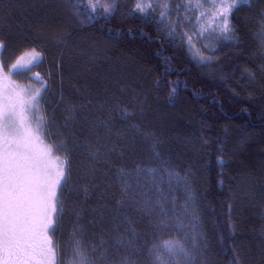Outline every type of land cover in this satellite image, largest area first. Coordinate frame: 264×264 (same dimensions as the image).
I'll return each instance as SVG.
<instances>
[{
  "label": "trees",
  "instance_id": "trees-1",
  "mask_svg": "<svg viewBox=\"0 0 264 264\" xmlns=\"http://www.w3.org/2000/svg\"><path fill=\"white\" fill-rule=\"evenodd\" d=\"M84 5L78 17L64 0H0L3 59L35 48L43 53V74L51 73L39 113L50 125L44 141L66 140L70 148L87 141L102 150L99 160L83 147L70 153L59 190L64 212L55 232L57 264L74 260L77 223L89 252L93 245L108 249V264L124 256L148 264L159 207L129 203L117 210L140 191L149 193L140 201L161 199L138 168L163 177L174 226L183 223L190 233L195 216L200 251L192 264H264V0L234 10L233 39H222L201 62L149 18L126 10L93 13L92 0ZM89 14L94 18L82 23ZM120 107L129 111L127 120L119 118ZM107 130L114 132L112 145ZM57 153L62 159L64 152ZM121 169L131 185L127 193ZM133 234L136 249L115 246L116 238ZM170 235L166 230L162 239Z\"/></svg>",
  "mask_w": 264,
  "mask_h": 264
},
{
  "label": "snow or ice",
  "instance_id": "snow-or-ice-1",
  "mask_svg": "<svg viewBox=\"0 0 264 264\" xmlns=\"http://www.w3.org/2000/svg\"><path fill=\"white\" fill-rule=\"evenodd\" d=\"M65 4L71 7L73 15L80 16L81 8L84 7V0H64ZM157 3L161 8L159 12V23L170 27L169 35L177 32L178 22L183 18L192 19L195 15V23L200 25L210 20L206 27L199 28L198 34L203 36L204 32L211 30L225 40L233 39L234 29L231 23V16L234 10L241 5L249 3V0H180L176 5L178 16L170 17L172 11L171 0H136L133 11L147 15L155 10ZM210 5V7H207ZM99 6V0L95 5H87L91 12H95ZM117 6V0L103 6L105 15H110ZM184 11L180 14V9ZM204 9L203 12L200 10ZM93 15H86L82 23L90 22ZM264 20V14H262ZM191 44L192 35L184 33ZM195 35V34H194ZM6 43L0 39V49H4ZM200 60H210L211 57L200 55ZM43 53L35 48L10 67L0 56V78L8 79L12 74H20L19 70L31 72L32 68H39L43 63ZM7 67L8 76H3ZM51 73L46 77L37 71L29 76V80L35 81L39 87L31 85L20 88L19 91L12 89L9 95L0 97V264H57V246L51 232L55 234L60 226L64 204L60 199L59 190L63 187L68 178V166L72 148L83 147L88 150L92 160L102 158L101 147L93 148L85 141L77 143L70 148L66 140H60L47 145L44 149H38L36 142L47 139L51 133L48 131L50 125L47 119L39 115L41 112V101L48 87ZM175 91V89H173ZM69 113L73 108L68 109ZM125 118L128 112H123ZM66 119H72L69 115ZM35 125V126H33ZM107 127V124L104 125ZM64 152L63 158L57 157V162L51 160L52 152ZM137 175L143 173L149 178L157 195L161 196L154 204L148 200L140 201L137 197L148 196L147 191L136 193L131 200H121L118 211H123L129 203H138L142 208L159 207V220L154 224L152 243L147 249L149 257L148 264H192L194 255L200 251L199 232L195 224V216L192 217L193 224L191 232L184 231L181 223L174 226L173 218L168 215L164 206L162 196L163 177L156 179L155 169H136ZM127 173L123 169L119 172L122 181V191L127 193L131 185L124 177ZM173 173H168V183L173 182ZM179 182L180 178L175 176ZM83 191L87 196L89 186L85 184ZM82 209L75 212L76 220L82 219ZM166 230H171L168 239H162ZM84 226L77 223L71 233L73 244L74 264H108V249H99L92 246L91 252L83 243ZM79 233L80 238H76ZM183 233V235H181ZM43 235L44 245L39 251L32 243L38 236ZM107 243L103 239L101 245ZM139 240L133 234L130 238L120 236L115 240V246L136 249ZM99 251V255L95 253ZM113 264H139V261L124 256L119 262Z\"/></svg>",
  "mask_w": 264,
  "mask_h": 264
},
{
  "label": "rangeland",
  "instance_id": "rangeland-1",
  "mask_svg": "<svg viewBox=\"0 0 264 264\" xmlns=\"http://www.w3.org/2000/svg\"><path fill=\"white\" fill-rule=\"evenodd\" d=\"M91 1V0H90ZM252 0H249V3ZM92 2H94L96 4L97 0H92ZM163 0H160V3H162ZM180 2V0H171V6H172V11L170 12V17L175 19L178 16V13L176 12V5ZM111 3V0H99V6L97 7V9H103V6L105 4ZM136 3V0H117V6L115 8V11H119L122 12L124 10L129 11L131 13H134L136 15L142 16L146 19H151L152 22H156L159 26V28L161 29L162 32H164V34L166 35L167 38H169L174 44L182 46L184 49H186V51L189 53V55L194 58L197 61H202L200 60V55H203L205 57H211L212 53L214 52L216 46L218 45V43L223 39L222 37H219L216 33H213L211 30L204 32L203 36H200L198 34V29L199 28H203L207 26V23H210V20H206L204 23L197 25L195 23V15L196 13H193L192 19L191 21L188 18H181L178 22V28H177V32L175 35L170 36L169 35V30L171 26H168L167 28L165 27V25H162L159 23V12L161 10L159 3H157V6L155 8V10L150 11L147 15L138 13V12H134L133 8L134 5ZM207 7H210V5H208ZM184 11L183 8L180 9V14H182ZM201 12L204 11V9L200 10ZM184 33H187L188 35H192L193 39L191 41V44L188 42L187 37L184 35ZM195 34V35H194ZM30 53V52H27ZM27 53H23L20 56H17L18 59L21 57H24ZM0 56H1V49H0ZM4 61H6L7 67H10L12 64H14L15 58L14 56L5 58ZM15 61V62H14ZM7 67L4 69L3 72V76L7 77L8 73H7ZM41 69V71L43 70L42 66L39 67ZM39 68H35L33 67L32 69H39ZM39 69V70H40ZM20 74H12L10 75V78L8 79H4V78H0V97L2 96H7L10 94V92L12 91V89L15 87L16 91H19L20 88H23L25 86H29L31 85L32 87H39V84L35 83V81L29 80L27 73H24V70H19ZM67 108H71V106H67ZM125 108H119L118 111L121 114V117H119L120 119H125L127 120L124 115ZM127 110V109H126ZM128 112V116H129V111ZM100 122V121H98ZM131 127L136 128V125L134 122H130L129 123ZM35 126V125H33ZM137 129V128H136ZM108 131V130H107ZM106 139L107 142H109V145L113 144V138H114V132H111L110 130L106 133ZM48 144L43 140L42 142L37 141L36 142V147L38 149H44ZM57 152H52L51 153V160L53 163L57 162ZM60 191L62 192V188L60 189ZM60 231L57 232V237ZM50 235L52 237V240L55 244L56 239L58 240V238L56 237V235L52 234L50 232ZM68 254H71V251H68ZM66 255V251L64 256ZM74 264V260L73 262L70 260L68 261L65 257H64V262L63 264ZM62 264V262L60 263Z\"/></svg>",
  "mask_w": 264,
  "mask_h": 264
},
{
  "label": "flooded vegetation",
  "instance_id": "flooded-vegetation-1",
  "mask_svg": "<svg viewBox=\"0 0 264 264\" xmlns=\"http://www.w3.org/2000/svg\"><path fill=\"white\" fill-rule=\"evenodd\" d=\"M17 59H18V57H15V61H17ZM39 69H32L31 72H26L25 71L24 73H27V76L32 74V73H35L37 71H39V72H41L43 74L41 69L40 70ZM48 235L51 236L50 232L48 233ZM32 243L36 246L37 251H39L42 247H46V245H44V237H43V235L38 236Z\"/></svg>",
  "mask_w": 264,
  "mask_h": 264
},
{
  "label": "water",
  "instance_id": "water-1",
  "mask_svg": "<svg viewBox=\"0 0 264 264\" xmlns=\"http://www.w3.org/2000/svg\"><path fill=\"white\" fill-rule=\"evenodd\" d=\"M34 73H32V74H30V75H28V78H29V76H31V75H33Z\"/></svg>",
  "mask_w": 264,
  "mask_h": 264
}]
</instances>
